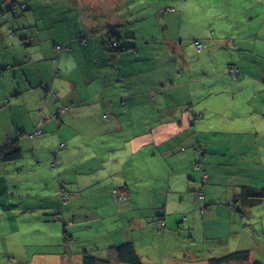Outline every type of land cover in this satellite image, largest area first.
<instances>
[{"label":"crops","instance_id":"obj_1","mask_svg":"<svg viewBox=\"0 0 264 264\" xmlns=\"http://www.w3.org/2000/svg\"><path fill=\"white\" fill-rule=\"evenodd\" d=\"M37 5L55 18L30 20L26 51L0 27V264H82L83 251L118 264L125 244L156 264L166 232L179 242L182 230L184 253L192 243L210 257L253 252L264 217V0ZM112 35L124 51L110 49ZM9 144L20 158L2 161Z\"/></svg>","mask_w":264,"mask_h":264},{"label":"trees","instance_id":"obj_2","mask_svg":"<svg viewBox=\"0 0 264 264\" xmlns=\"http://www.w3.org/2000/svg\"><path fill=\"white\" fill-rule=\"evenodd\" d=\"M29 1V0H28ZM28 1L25 0L24 2L22 1H17V0H0V27L3 26H10L9 30H8V37L11 41H16L17 44L19 45H26V41L28 40V37L31 36L30 31L33 29V26H29L28 24H23V20L27 19V15L23 14L26 11H29L28 9ZM8 13H11L12 16H18V17H22L23 20L21 21V19L19 20V22H15V24L17 25V30L14 29V26L12 24L11 19L9 18ZM23 28V32H21ZM24 29H30L29 33H26L24 31ZM5 35V34H3ZM114 38V35L109 37V44L111 46V43H116L117 47L112 49V51H116V52H120V51H124L125 48H123L119 43H118V39ZM25 44V45H24ZM200 45V48H198L197 46ZM195 47L196 49H201V44L199 42H195ZM56 51L60 52L63 47L59 48V46L55 47ZM59 48V49H58ZM27 50V46H25V51ZM29 58L26 57V61H28ZM233 68H229V72L232 70ZM235 70V69H233ZM237 72V71H236ZM231 74V73H230ZM232 75V74H231ZM232 77H234L232 75ZM6 153L2 156L1 160L2 161H10V160H15L20 158V149L18 146L14 145V144H9L8 147H6L5 150ZM203 150L199 149V153H198V162L196 164L193 165V169L197 172L200 173V175L205 174L203 170H201V163L202 161L207 157V154L205 155V153L202 152ZM204 178V177H203ZM204 179H203V183H204ZM61 188V185L59 186ZM58 193H60V189ZM245 191V192H244ZM191 194L196 195V200L199 202H203L205 201V196H204V192L201 190H193L190 191ZM243 192L247 197H252L253 199H262L263 198V190H259L257 191L255 188H251V187H243ZM58 196L60 197V194H58ZM243 196L240 197V201L239 198L238 203H234V208L237 207V205L243 206V204L241 205L240 202ZM233 206V205H232ZM206 207V206H205ZM205 207H201L200 208V213H204L206 208ZM238 206L237 211L240 213L241 212V208ZM160 219H163L162 217H158L157 218V223L160 226H164L163 221H159ZM197 243L191 244L190 245V250H193L192 254L187 253L186 258H192L190 255H196L198 257H201L200 255L203 254V258H199V260H202L203 262H205V264H245V263H249V260L251 258V254L249 251H235V252H229L226 254H221V256L219 257H210L208 255V253L203 250L204 248L201 249L202 244L196 245ZM186 252V251H185ZM114 255H115V261L118 264H142L140 261V257L137 255L134 247L131 244H125V245H121L119 247H117L114 251ZM184 257V256H183ZM81 258H82V264H100V259H98L96 256L92 255L89 251H83L81 254ZM107 264H109V261L106 262ZM254 264H261V263H254Z\"/></svg>","mask_w":264,"mask_h":264},{"label":"rangeland","instance_id":"obj_3","mask_svg":"<svg viewBox=\"0 0 264 264\" xmlns=\"http://www.w3.org/2000/svg\"><path fill=\"white\" fill-rule=\"evenodd\" d=\"M17 1H21V0H17ZM39 1L44 6H47V7H48V5H51L53 3L55 4L57 2V0H29L28 3H27L29 11H26V12L23 13V14H26L28 16L26 20H23L22 17L12 16L11 13H8L9 18L11 19L15 30H17V25L15 24V22L16 21L19 22L20 19H21V21L23 20L22 21L23 24L26 25V24H28L30 22V20L36 19L37 17H38V19H40V21L42 23L48 22L49 21V17H51L52 20L55 18V15L52 12H50L47 8H44V9L39 8V6L37 5ZM33 8H34V11H32ZM24 31L26 33H29L30 29H24ZM21 32H23V28H22ZM137 33L139 35L138 31H137ZM58 45L61 46L62 44H58ZM55 46H57V45H55ZM109 47H111L110 44H109ZM27 73L29 74L28 76H29L30 82L31 81L34 82V78H33L32 72H27ZM26 84L27 83H24V85H26ZM27 95H29V92H28V94L24 95V97H25L24 99L27 98ZM262 221H263V227L260 226ZM257 222L258 223L255 224V227H256L257 231L259 232V234L261 232H263V236H261V239H262L261 242L258 243L257 246H253V252L250 253L251 254V258L249 260V264H254L256 262L264 264V217L261 218V221L258 220ZM60 225H59V227L62 228V224H60ZM169 234H172V233L166 232V237L164 238V241L167 242L166 248H165L166 249L165 253H162L161 255L158 254V253H157V255L153 253L152 256L155 258L154 262L156 264H184L183 262H181L182 259H183V256L187 255V253H184V248L188 246L187 238L191 234L187 233L186 230H182L180 232L174 233V236L176 237V239L179 240V242H174L173 239H172V236H168ZM258 239L260 240V237ZM172 242L177 244V249L181 250L180 253H178L176 251L175 246H172ZM207 244H210V243H207ZM180 245H183V246H180ZM196 245H199V244L197 243ZM204 247H206V246H204ZM189 254H192V253H189ZM221 254L222 253L219 252L217 257L221 256ZM200 256L201 257H199V258H203L202 257L203 254H201ZM213 256H214V258L216 257V255L214 253H213ZM33 260H34V258L30 259V261H33Z\"/></svg>","mask_w":264,"mask_h":264},{"label":"built area","instance_id":"obj_4","mask_svg":"<svg viewBox=\"0 0 264 264\" xmlns=\"http://www.w3.org/2000/svg\"><path fill=\"white\" fill-rule=\"evenodd\" d=\"M111 47H112V49H114V48L117 47V44L113 42V43H111ZM197 47L200 48V45L197 46ZM59 48H61V47H59ZM59 48H58V49H59ZM230 73H231L234 77L237 75L236 70H233V69L230 71ZM67 109H68V108H63V109H61L60 113H64V112H66ZM54 117H56V116H54ZM54 165H55V163L53 162V163L51 164V166L54 168V167H55ZM60 191H61V192H60V196L63 198V197L65 196V194H67V193L64 191L63 188H61ZM116 196H117V198H118L119 200L124 199V197H122L121 195H116Z\"/></svg>","mask_w":264,"mask_h":264}]
</instances>
